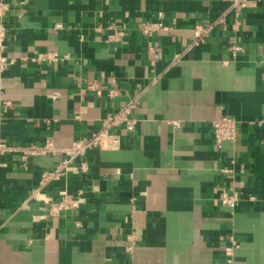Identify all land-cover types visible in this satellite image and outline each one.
I'll use <instances>...</instances> for the list:
<instances>
[{"label":"crops","instance_id":"crops-1","mask_svg":"<svg viewBox=\"0 0 264 264\" xmlns=\"http://www.w3.org/2000/svg\"><path fill=\"white\" fill-rule=\"evenodd\" d=\"M0 1L14 60L0 70V143L17 147L0 156V264L224 263L232 235L234 264H264V0ZM155 21L168 29L142 33ZM49 52L61 59H37ZM131 98L135 130L111 129L121 147L44 189L85 202L42 217V171ZM224 116L238 133L218 147ZM47 141L55 153L23 158Z\"/></svg>","mask_w":264,"mask_h":264},{"label":"built area","instance_id":"built-area-1","mask_svg":"<svg viewBox=\"0 0 264 264\" xmlns=\"http://www.w3.org/2000/svg\"><path fill=\"white\" fill-rule=\"evenodd\" d=\"M244 5V3H242ZM7 3L0 1V70H4L8 65L14 62L5 55L7 46V28L3 23L2 16L7 10ZM168 29L161 21L147 22L142 27V33L149 35L156 30ZM115 30V29H114ZM205 34V28L197 26L194 29V36L196 44L203 41V35ZM124 31L115 30L113 34L109 36L111 40H117L123 37ZM233 54L238 53L241 50V46L234 43L231 47ZM38 60L57 61L60 56L55 52H49L46 54H40L37 57ZM118 89H111L108 95L111 98L119 95ZM138 106V99L131 98L123 106H121L116 112L111 113L101 119V128L93 136L88 139H78L72 143L70 147L62 149L66 157L54 168L43 170L39 182V189L35 193V197L41 203V208L45 212L42 217H54L58 216L65 211L76 209L85 202V197L82 190L78 193L72 194L68 189L64 188L60 191V198L56 200L52 195L45 192V187L56 180H60L63 177H67L70 174H86L90 170V163L86 156L88 153L94 150H115L119 149L123 142V133L113 132L111 129L123 127L126 132H132L137 125V118L134 117V111ZM263 121H257V124H262ZM256 123V122H255ZM213 134L218 147L222 146V143L227 140L234 141L236 139L238 130L235 119L231 117H221L212 122ZM17 147L10 146L5 142L0 143V156L5 153L16 150ZM57 150L53 146L52 142L47 141L44 144H31L24 149L23 158L27 159L29 156L43 155L47 153H55ZM237 202L236 195H228L222 199V203L225 205L234 207ZM132 245L128 247L132 250L134 247V239ZM239 247L237 239L232 235L229 237V244L225 248L226 260L224 263L214 264H234V251Z\"/></svg>","mask_w":264,"mask_h":264}]
</instances>
